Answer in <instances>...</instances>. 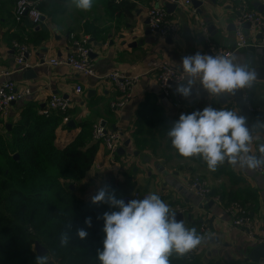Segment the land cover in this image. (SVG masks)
Returning <instances> with one entry per match:
<instances>
[{
  "label": "crops",
  "instance_id": "crops-1",
  "mask_svg": "<svg viewBox=\"0 0 264 264\" xmlns=\"http://www.w3.org/2000/svg\"><path fill=\"white\" fill-rule=\"evenodd\" d=\"M120 1L110 6L107 0H92L91 8L84 10L76 6L75 0H41L39 8L47 21L43 27L47 33L43 32L44 39H41L34 31H40L42 26L32 29L24 22L28 19L17 22L15 3L0 0V84L11 79L18 86L32 90L31 96L12 104L3 120L9 124L17 122L31 100L44 107L52 94L71 98L68 115L76 126L58 127L55 141L58 147L64 148L73 141L81 131L79 124L85 120L93 123L106 120L109 128L122 133V146L129 141L125 153L118 154L120 158H116L115 163H110L106 148L100 145L92 170L81 182L89 180L93 183L90 187L86 184L85 188L97 186L98 189L88 190L87 195L96 194L100 188L106 187L107 171L115 174L122 187L121 194L134 189L151 193L155 189V193L173 212L182 214L187 227H195L202 233L203 224H207L209 229L202 233L206 238L196 247L198 254L195 258L201 263L246 264L248 246L257 241L232 226L224 206L232 201L245 204L257 229L264 231V174L247 165L238 166L227 161L215 171L209 170L198 154L191 157L179 154L167 135L168 127L181 113H190L207 105L226 108L231 104L234 111L242 113L230 101L221 102L222 95L209 96L202 88L199 96L193 89L181 107H174L160 93L153 68L159 62H168L181 70L183 56L197 51L206 52L201 33L203 27L210 24L217 31L212 40L232 50L235 44L232 26L238 15L237 6L245 2L251 9L257 10L252 5L256 0H206L202 8L204 11L202 14L198 12V18L190 10H174L173 18L179 24L175 39L161 38L150 32L147 12L152 0H125L127 3L124 6L119 5ZM259 1L264 3V0ZM128 4L135 5L130 13ZM260 13L264 15V12ZM12 35L16 37L13 40ZM73 35L77 38L83 35L89 37L91 59L97 74L105 75L112 70L145 74L135 87L132 100L123 108L114 111L111 107V103L120 97L111 82L84 76L65 64L53 66L48 63L52 58H65L72 46ZM16 39H21L30 48L28 62L32 67L29 69L34 70L30 76H27L28 69H22L15 62L13 42ZM232 58L236 63L248 64L245 49L234 50ZM3 70L10 74L5 76ZM78 85L83 88L81 94L76 92ZM250 100L258 110L252 114L255 123L250 147L258 151V145L264 140V127L258 123L264 117V82H255ZM139 116L142 117L144 130L140 136H135L133 132L137 129ZM194 176L205 179L213 194L221 196L222 202L204 199L190 192L187 183ZM177 207L183 208V213H178Z\"/></svg>",
  "mask_w": 264,
  "mask_h": 264
},
{
  "label": "trees",
  "instance_id": "trees-1",
  "mask_svg": "<svg viewBox=\"0 0 264 264\" xmlns=\"http://www.w3.org/2000/svg\"><path fill=\"white\" fill-rule=\"evenodd\" d=\"M116 1L107 0L110 6H115ZM120 3L124 6L127 2ZM128 6L125 10L130 13L135 5ZM24 22L32 29L36 27L29 20ZM43 27L34 31L41 39L43 32L47 33ZM15 38L11 36L12 40ZM44 107L32 100L27 102L20 119L10 123V128L9 122L0 119V264H36V242L48 250L47 264L50 259L61 264H101L97 250L102 249L105 235L102 214L113 210V206L83 199L76 194L74 185L92 170L101 143L93 140V122L85 120L79 124L81 131L74 140L64 148L58 147L56 131L61 125L69 128L68 123H62L61 112H40ZM226 108L233 110L231 104ZM141 118L133 132L135 136L142 134ZM106 175V187L118 198L121 185L113 172L107 171ZM86 217H91L90 227L85 224ZM78 228H85L88 235L81 239ZM62 235H67L63 244ZM170 261L171 264H213L201 263L197 258L187 260L185 254L178 256L175 252Z\"/></svg>",
  "mask_w": 264,
  "mask_h": 264
},
{
  "label": "clouds",
  "instance_id": "clouds-1",
  "mask_svg": "<svg viewBox=\"0 0 264 264\" xmlns=\"http://www.w3.org/2000/svg\"><path fill=\"white\" fill-rule=\"evenodd\" d=\"M75 3L84 10L92 6V0ZM180 65L184 78L179 79L182 83H177L176 91L184 97L192 94L194 86L209 96L233 94L257 78L254 68L221 54L197 51L183 56ZM258 123L264 127V117ZM167 135L179 154H198L212 171L226 161L253 168L264 163V150H251L252 135L246 116L228 108L207 105L181 113L168 127ZM260 148L264 149V140ZM91 200L113 206V210L102 214L105 235L102 249L97 250L101 264H171L173 252L182 256L206 238L195 227H187L183 219H177V214L155 192L125 202L102 187ZM91 223V217H86L85 224L90 227ZM77 235L83 239L88 233L85 228H78ZM66 242L67 235H62L61 243ZM35 261L47 264V257L39 255Z\"/></svg>",
  "mask_w": 264,
  "mask_h": 264
},
{
  "label": "built area",
  "instance_id": "built-area-1",
  "mask_svg": "<svg viewBox=\"0 0 264 264\" xmlns=\"http://www.w3.org/2000/svg\"><path fill=\"white\" fill-rule=\"evenodd\" d=\"M201 1L205 2L206 0ZM167 3L176 4V11L182 9L190 10L197 18L198 8L193 6L192 0H152L147 12L148 28L150 32L161 38L175 39L179 32V24L177 20L173 18V13L175 11L172 13L168 11L166 7ZM237 12L238 15L235 22V50L245 49L249 45L264 47V15L255 9H251L245 2H241L237 6ZM14 14L17 22L28 19L36 26H45L47 24L46 18L36 0H17ZM246 24H249L248 29L245 28ZM201 34L212 54H221L232 58L234 50L214 42L206 26L203 27ZM72 38V46L65 58H52L48 63L53 66L65 64L70 66L75 72L83 74L84 76H91L99 80L111 82L120 93L119 99L112 102L111 107L114 111L123 108L132 100L133 91L145 74H127L118 70H112L105 75H99L92 63V47L89 37L83 35L77 38L73 35ZM13 50L15 52V62L17 65L22 69H29L32 67L28 62V56L30 54L28 45L19 41H14ZM153 69L156 72L160 93H162L174 107H181L186 97L176 91V86L178 82L182 83L179 79L184 78L183 72L168 62H159ZM2 73L5 76L10 74L7 70H3ZM255 82L256 80L247 88L242 89V98L253 115L258 111L252 106L250 100L251 90ZM197 89L199 90L197 91ZM194 91L198 96L201 94V88H199V86H195ZM76 92L80 94L83 93L81 85L76 87ZM31 95L32 90L30 87L18 86L16 81L11 79L4 80L0 84V119H4L8 116L14 102L23 100ZM230 102L233 106H237L234 99L230 100ZM71 106V98L59 94H52L41 112L45 114H50L52 111L61 112L64 114L62 122L63 124H67L70 121L68 112ZM92 137L94 141H99L101 145L106 148L110 163H115L118 150L122 147V133L119 130L109 128L106 120H98L92 125ZM253 169L260 174H264V163L256 165ZM187 188L190 192L201 198L211 199L218 203L222 202L221 196L213 194L207 181L200 176L191 177L187 183ZM147 194H150V192L134 189L124 194L123 199L127 202L129 199L133 198L141 199ZM177 211L178 213H183L184 209L177 207ZM224 211L230 217L233 227L240 229L252 240H256L257 242L264 241V231L257 229L251 213L245 204L240 201H232L224 206ZM208 229L207 224H203L201 231L205 234ZM197 254L198 250L195 248L185 253V257L187 260H192Z\"/></svg>",
  "mask_w": 264,
  "mask_h": 264
},
{
  "label": "water",
  "instance_id": "water-1",
  "mask_svg": "<svg viewBox=\"0 0 264 264\" xmlns=\"http://www.w3.org/2000/svg\"><path fill=\"white\" fill-rule=\"evenodd\" d=\"M193 6L198 8V12L200 14L203 13L204 9H202L205 6L206 2H202L201 0H192ZM253 7H255L258 11L260 12H264V3L260 2L259 0L253 1L252 2ZM166 7L168 9L169 12H173L176 8V4H172V3H167ZM245 28L248 29L249 28V24L245 25ZM207 29L211 34V37H214L217 33V31H214L215 27L213 24H210L207 26ZM232 29L235 30V25L233 24ZM214 31V32H213ZM247 34V32H246ZM202 35V34H201ZM203 37V35H202ZM201 37V42L203 41V38ZM236 45H233L232 50H235ZM203 49L207 52L210 53L209 50V46L208 44L205 42L203 44ZM245 52L247 54V62H248V66L251 68H254L255 71L257 72V78L256 81L257 82H264V47L259 46V45H249L245 48ZM28 75L30 76L31 74L34 73L33 69H28L27 70ZM35 77V76H34ZM31 78V77H29ZM234 99L235 103L237 104V106L239 107L242 115H245L247 118V123L249 125L250 128V133L253 136V130H254V123H255V119L252 116L251 111L249 110L248 106L245 104L243 98H242V89L237 90L235 93L233 94H224L221 97V102L223 103H227L228 101ZM16 102H14L13 104H15ZM259 116H261V114H259ZM68 127L70 128H75L76 124L74 120H70L69 123L67 124ZM7 127L10 128V124H7ZM129 145V141H126L124 146L120 147L118 150V154L119 155H123L125 153V147H127ZM258 147L260 148V144L258 145ZM260 150H264L261 149ZM16 158L19 157L18 154L15 155ZM73 187V185L71 186ZM177 219H183L182 214H177ZM35 251L36 253L39 255H47L48 250L42 246L39 242H36L35 244ZM245 262L246 264H264V241L263 242H256L253 244H250L248 246L247 252H246V257H245ZM49 264H54L53 261L49 262Z\"/></svg>",
  "mask_w": 264,
  "mask_h": 264
},
{
  "label": "rangeland",
  "instance_id": "rangeland-1",
  "mask_svg": "<svg viewBox=\"0 0 264 264\" xmlns=\"http://www.w3.org/2000/svg\"><path fill=\"white\" fill-rule=\"evenodd\" d=\"M36 1H38V4H39V6H40V3H41V0H36ZM96 1H98V0H96ZM100 1H103V0H100ZM16 4V3H15ZM96 5V2L94 1L93 2V6H95ZM92 183L93 182H91V181H86V182H84V183H81V182H76V183H74V185H75V187H76V194L78 195V196H81L83 199H88V198H91L94 194L93 193H90V194H92V195H90V194H86V192L88 191V190H91V189H98L97 188V186L95 187V188H85V185L86 184H89V187L92 185ZM155 189H153V190H151L152 192H155L154 191ZM151 192V193H152ZM123 195L124 194H121L120 193V195H119V197L118 198H122L123 199ZM53 203H56V200H54V199H50ZM47 255H48V253H47ZM51 261H53L54 262V264H61L60 262H58L57 260H54V259H50V261L49 262H51Z\"/></svg>",
  "mask_w": 264,
  "mask_h": 264
}]
</instances>
